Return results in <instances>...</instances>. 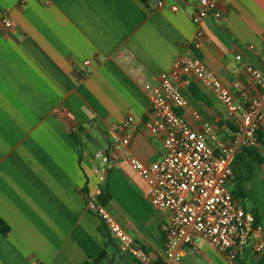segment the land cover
<instances>
[{
  "label": "crops",
  "instance_id": "0c3cea01",
  "mask_svg": "<svg viewBox=\"0 0 264 264\" xmlns=\"http://www.w3.org/2000/svg\"><path fill=\"white\" fill-rule=\"evenodd\" d=\"M143 1L0 0V15L13 23L0 30V218L9 226L0 234V264H84L101 252L106 258L96 264H139L118 250L86 196L102 184L96 155L122 135L127 116L134 119L129 153L145 164L161 157L162 137L144 126L143 83L190 52L223 86L238 81L253 91L244 64L259 67L264 54V0H218L220 18L207 16L200 38L192 23L199 0ZM191 85L203 100L191 95ZM181 93L187 105L176 114L198 131L197 113L227 141L235 119L211 87L189 76ZM261 134L264 142V125ZM257 151L262 161L250 173L248 159L236 158L229 188L245 211L256 212L263 249L244 252L236 264H264V144ZM103 183L105 206L134 247L152 264L164 263L167 214L142 198L145 183L117 163ZM179 264L230 263L197 239Z\"/></svg>",
  "mask_w": 264,
  "mask_h": 264
},
{
  "label": "built area",
  "instance_id": "2783aa9c",
  "mask_svg": "<svg viewBox=\"0 0 264 264\" xmlns=\"http://www.w3.org/2000/svg\"><path fill=\"white\" fill-rule=\"evenodd\" d=\"M217 2L199 0L192 15L197 38L202 36L201 23L207 16L220 18ZM161 4L158 1L157 5ZM12 26L7 15H0V30ZM235 59L242 60L240 55ZM259 65L244 64L252 80L253 91L249 93L238 81L229 88L223 86L197 55L190 52L180 55L169 71L156 77L151 75L142 85L148 107L144 126L148 135L162 137L161 157L145 164L129 153L132 116H127L119 125L123 133L108 152L96 155L101 163L94 168L99 183L105 181L112 164L128 166L147 187L142 198L167 214L161 225L164 264H179L184 249L193 248L197 239L206 241L230 264H236L248 250L258 254L263 249L261 224L239 205L229 188L236 157L244 150H258L262 146L259 132L264 125V54L259 56ZM189 76L211 87L226 107L227 116L235 119L227 141L218 138L210 124L197 113L193 112L192 117L200 126L198 131L176 114V109L187 105L181 84ZM99 195L100 188L95 195H87L86 207L101 221L118 250L132 254L139 264H152L149 255L134 247L131 236L106 206L98 202Z\"/></svg>",
  "mask_w": 264,
  "mask_h": 264
},
{
  "label": "trees",
  "instance_id": "16d2710c",
  "mask_svg": "<svg viewBox=\"0 0 264 264\" xmlns=\"http://www.w3.org/2000/svg\"><path fill=\"white\" fill-rule=\"evenodd\" d=\"M143 2L144 3H148L149 0H144ZM189 92L196 99L203 100V95H201L198 92L197 88L194 85H191L189 87ZM259 138H260L261 144L263 145L264 142H263V136H262L261 132H259ZM240 157L241 158H245L246 157L248 159V163L246 164L245 167H246V170L249 173L252 171V169L256 165L260 164L261 161H262V156L260 155V153L257 150H244L236 158L240 159ZM237 166H238L237 160L235 159V161L233 163V172L236 170V168H238ZM232 194L235 195V196H238V192L237 193L236 192L235 193L232 192ZM108 199H109V195H108L107 188L104 186V183H102L101 186H100V195L97 197V200H98V202L100 204L105 206V204L107 203ZM251 214L253 215L255 220L258 221L256 212L255 211H251ZM8 232H9V226L0 218V234L6 235ZM105 258H106L105 252H101L99 254V256L96 259H94L92 262H87V263H84V264H96V263L100 262L101 260H103ZM153 264H164V263L161 262V261H156Z\"/></svg>",
  "mask_w": 264,
  "mask_h": 264
},
{
  "label": "water",
  "instance_id": "95a60500",
  "mask_svg": "<svg viewBox=\"0 0 264 264\" xmlns=\"http://www.w3.org/2000/svg\"><path fill=\"white\" fill-rule=\"evenodd\" d=\"M154 2H155V0H154Z\"/></svg>",
  "mask_w": 264,
  "mask_h": 264
}]
</instances>
